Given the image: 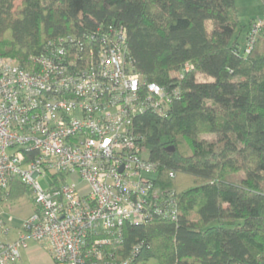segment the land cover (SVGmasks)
<instances>
[{
    "label": "trees",
    "instance_id": "obj_1",
    "mask_svg": "<svg viewBox=\"0 0 264 264\" xmlns=\"http://www.w3.org/2000/svg\"><path fill=\"white\" fill-rule=\"evenodd\" d=\"M113 23L136 72L179 88L165 116L133 121L177 218L125 222L120 250L137 248L134 264H264V28L244 53L235 0H0V56L24 63L50 39ZM23 187L31 195L15 180L0 205Z\"/></svg>",
    "mask_w": 264,
    "mask_h": 264
},
{
    "label": "built area",
    "instance_id": "obj_2",
    "mask_svg": "<svg viewBox=\"0 0 264 264\" xmlns=\"http://www.w3.org/2000/svg\"><path fill=\"white\" fill-rule=\"evenodd\" d=\"M262 28L264 13L248 27L244 53ZM178 91L134 70L119 23L50 39L24 63L0 56V196L18 180L32 205L14 238L12 216L0 212V264H15L28 241L45 243L54 264H134L137 248L120 250L123 224L175 220L178 207L154 183L133 121L165 116ZM47 176L44 189L38 178Z\"/></svg>",
    "mask_w": 264,
    "mask_h": 264
},
{
    "label": "rangeland",
    "instance_id": "obj_3",
    "mask_svg": "<svg viewBox=\"0 0 264 264\" xmlns=\"http://www.w3.org/2000/svg\"><path fill=\"white\" fill-rule=\"evenodd\" d=\"M235 7L239 25L235 30L234 38L237 37L239 46L243 48L245 43V33L248 28V21L251 18L257 19L261 15L263 11V5L260 0H235ZM198 78H202V76H198ZM243 176L244 172L239 171L230 175L229 180L237 182ZM72 178L74 180H77L76 175H73ZM49 181V176L38 178L40 186L44 189L48 188ZM22 192L23 193L20 196H11L10 200L8 199L7 194L6 197L1 200V216L4 220L8 219V215H11L13 218L12 221L7 222V224L11 228L12 238L15 237L16 229L22 221L19 218L22 216L24 211L28 210L30 192L28 188L24 187L22 189ZM15 264H54V262L52 261L48 253V249L45 243L29 241L28 246L21 250L20 259L16 261Z\"/></svg>",
    "mask_w": 264,
    "mask_h": 264
},
{
    "label": "crops",
    "instance_id": "obj_4",
    "mask_svg": "<svg viewBox=\"0 0 264 264\" xmlns=\"http://www.w3.org/2000/svg\"><path fill=\"white\" fill-rule=\"evenodd\" d=\"M246 33H247V30H246ZM246 33H245V38H246ZM245 41V39H244ZM32 210V205H31V201H29L28 203V210L27 211H24L22 216L19 218V219H23L27 214H29V212ZM13 219V218H12ZM12 221V220H11ZM16 235V234H15ZM29 242V241H28ZM27 246H28V243H27ZM24 249V248H23Z\"/></svg>",
    "mask_w": 264,
    "mask_h": 264
},
{
    "label": "water",
    "instance_id": "obj_5",
    "mask_svg": "<svg viewBox=\"0 0 264 264\" xmlns=\"http://www.w3.org/2000/svg\"><path fill=\"white\" fill-rule=\"evenodd\" d=\"M170 147H171L170 150H174V148L172 146H170Z\"/></svg>",
    "mask_w": 264,
    "mask_h": 264
}]
</instances>
